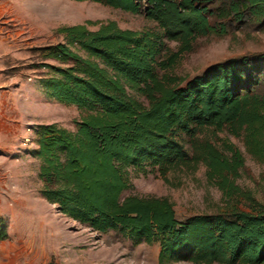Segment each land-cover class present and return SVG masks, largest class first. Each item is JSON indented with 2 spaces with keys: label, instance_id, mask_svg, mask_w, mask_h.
Returning <instances> with one entry per match:
<instances>
[{
  "label": "trees",
  "instance_id": "trees-1",
  "mask_svg": "<svg viewBox=\"0 0 264 264\" xmlns=\"http://www.w3.org/2000/svg\"><path fill=\"white\" fill-rule=\"evenodd\" d=\"M69 1L142 13L155 30L113 21L89 30L86 22L58 28L61 43L36 49L47 70L44 96L83 114L73 132L35 127L30 154L39 162V197L92 232L156 242L157 264H264V204L229 179L243 167L240 152L222 141L224 154L199 137L225 131L264 164V53L213 64L183 87L168 73L197 37L221 36L232 24L264 31V0ZM198 166L226 199L223 212L178 221L166 198H122L127 170L154 169L164 178ZM6 236L0 218V241Z\"/></svg>",
  "mask_w": 264,
  "mask_h": 264
},
{
  "label": "rangeland",
  "instance_id": "rangeland-1",
  "mask_svg": "<svg viewBox=\"0 0 264 264\" xmlns=\"http://www.w3.org/2000/svg\"><path fill=\"white\" fill-rule=\"evenodd\" d=\"M105 21H113L120 29L155 30V24L142 13L131 14L91 2L0 0V218L7 234L0 241V264H89L83 249H90L92 256L99 259L98 264H157L156 242L146 244L141 239H124L110 231L92 232L59 214L54 205L46 203L38 194L39 162L30 154L36 148L35 127L54 124L73 132V123L83 114L73 106L57 104L44 96L40 79L47 70L39 66L43 61L36 49L61 43V36L56 33L60 27L89 22L87 29L94 30L96 23ZM166 46L171 51L176 48L173 42ZM260 53H264V31L232 24L221 36L195 38L190 51L179 55L168 73L181 79L178 86L183 87L186 81L213 64ZM127 94L144 103L137 94L131 91ZM199 137L207 139L224 154L222 141L238 149L243 167L235 178L229 179L264 204V164L252 160L241 141L225 131L208 130ZM181 142L188 148L184 138ZM126 178L128 187L122 198H166L178 221L225 209L226 199L207 181L202 166L192 173L169 172L164 178L154 169H147L145 174L127 170ZM52 247H59V254ZM64 247H73L68 254L72 255L74 250L76 255L69 258L66 249L63 252Z\"/></svg>",
  "mask_w": 264,
  "mask_h": 264
},
{
  "label": "crops",
  "instance_id": "crops-1",
  "mask_svg": "<svg viewBox=\"0 0 264 264\" xmlns=\"http://www.w3.org/2000/svg\"><path fill=\"white\" fill-rule=\"evenodd\" d=\"M52 248L57 249V250H58L57 254H59V247H52ZM71 248H73V247H64L63 252H64V250L66 249V252H67V254H68L69 252L72 251ZM83 248H85V247H83ZM31 249H35V248L32 247ZM54 249H53V250H54ZM36 250H37V249H36ZM38 250H39V249H38ZM49 250H51V248H50ZM89 250H90V249H86V250L83 249V250H82V254H83V255H87V262H88L89 264H98L99 259H97L96 256H92V253H91V251H89ZM42 251H46V249H43V248H42ZM79 251H81V250H79ZM74 253H75V251L73 250L72 255H71V254H68V257L71 258V257L74 255ZM75 255H76V253H75ZM99 257H100V255H99Z\"/></svg>",
  "mask_w": 264,
  "mask_h": 264
}]
</instances>
